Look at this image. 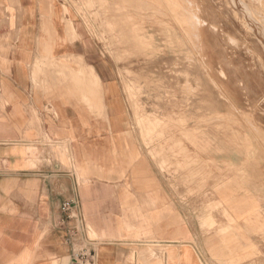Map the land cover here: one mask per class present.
I'll return each mask as SVG.
<instances>
[{"label":"crops","instance_id":"obj_1","mask_svg":"<svg viewBox=\"0 0 264 264\" xmlns=\"http://www.w3.org/2000/svg\"><path fill=\"white\" fill-rule=\"evenodd\" d=\"M69 6L0 0V264H71L59 223L62 203L74 200L97 235L95 264L263 262L264 155L216 148V172L189 195L181 176L159 168L174 129L133 124L121 75L142 66L122 62L130 47L113 52L107 41L142 48L153 25L116 23L101 51L92 16ZM80 62L97 75L98 95L80 80ZM238 91L242 103L254 98L247 81ZM166 131L155 160L142 135Z\"/></svg>","mask_w":264,"mask_h":264},{"label":"rangeland","instance_id":"obj_2","mask_svg":"<svg viewBox=\"0 0 264 264\" xmlns=\"http://www.w3.org/2000/svg\"><path fill=\"white\" fill-rule=\"evenodd\" d=\"M65 1L80 14L92 16L101 51L104 32L112 28L114 34L116 23L123 28L137 18L138 27L153 25L142 29L145 34L149 30L142 48L131 49L119 36L107 34V41L113 52L130 47L124 49L128 53L122 62L136 58L142 66L121 75L133 124L170 125L178 138L168 150L170 158L159 165L162 172L181 176V184L191 187L195 180L216 172V148L233 149L244 157L264 155V0H176L183 10L172 3L175 0ZM197 6L206 25L197 24L192 16ZM111 15L119 20L112 26L106 19ZM77 65L80 80L98 95L97 75L81 62ZM243 80L254 97L247 103H242L238 91ZM166 136L167 131L142 135L155 160L162 159L163 151L152 154L151 147ZM192 189L187 190L189 195L198 192ZM91 236L97 237L94 232Z\"/></svg>","mask_w":264,"mask_h":264},{"label":"built area","instance_id":"obj_3","mask_svg":"<svg viewBox=\"0 0 264 264\" xmlns=\"http://www.w3.org/2000/svg\"><path fill=\"white\" fill-rule=\"evenodd\" d=\"M80 200L64 201L60 208L62 227L71 247V264H95L98 240L91 236V228L81 213ZM69 223V225H68Z\"/></svg>","mask_w":264,"mask_h":264},{"label":"bare ground","instance_id":"obj_4","mask_svg":"<svg viewBox=\"0 0 264 264\" xmlns=\"http://www.w3.org/2000/svg\"><path fill=\"white\" fill-rule=\"evenodd\" d=\"M172 1H174V0H172ZM172 3H176V5H177V7L179 8L180 7V5H179V3L175 0L174 2H172ZM200 3V2H199ZM199 3H197V4H199ZM170 4V3H169ZM192 4V3H191ZM194 5V4H193ZM188 6H189V4H188ZM157 7V6H156ZM158 7H162V5H160V6H158ZM183 7V6H182ZM190 7V6H189ZM195 7V6H194ZM181 8V7H180ZM191 8V7H190ZM203 8V7H202ZM154 9V8H153ZM161 9V8H160ZM172 9H176L175 7H173ZM187 9V8H186ZM146 10V9H145ZM181 10H183V8H181ZM189 10V9H188ZM187 11V10H186ZM192 16L194 17V18H196V20L198 21V23L197 24H199V25H201V26H203V25H206V22H207V20L206 21H204L202 18H201V15L202 14H200L201 13V11L202 10H200V7L199 6H197L196 8H192ZM188 12V11H187ZM156 13H158V12H156ZM182 13V12H181ZM183 14V13H182ZM190 14H191V12H190ZM164 15V14H163ZM185 18V17H184ZM187 19H188V17H186ZM189 19H191L192 20V18H189ZM188 19V20H189ZM187 20V21H188ZM191 20H190V22H191ZM164 23H161V25H163ZM167 24V23H166ZM188 25V24H187ZM215 25V24H214Z\"/></svg>","mask_w":264,"mask_h":264}]
</instances>
